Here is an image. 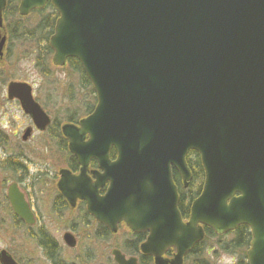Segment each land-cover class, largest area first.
<instances>
[{
  "label": "water",
  "instance_id": "1",
  "mask_svg": "<svg viewBox=\"0 0 264 264\" xmlns=\"http://www.w3.org/2000/svg\"><path fill=\"white\" fill-rule=\"evenodd\" d=\"M7 1L0 0V29ZM48 2L59 12L49 40L53 64L78 59L98 99L79 127H63L82 166L78 176L62 171L63 194L85 199L113 233L121 222L148 232L140 250L154 264H184L204 226L222 235L240 225L252 235L248 263L264 264V0H21L19 14ZM8 96L38 128L49 124L30 84L10 82ZM191 150L205 181L184 220L173 170L187 187ZM91 159L102 170L95 185L86 174ZM9 199L32 222L16 184ZM64 241L77 245L69 232ZM111 253L117 264H139L118 248ZM0 263L18 264L6 250Z\"/></svg>",
  "mask_w": 264,
  "mask_h": 264
},
{
  "label": "flooded vegetation",
  "instance_id": "2",
  "mask_svg": "<svg viewBox=\"0 0 264 264\" xmlns=\"http://www.w3.org/2000/svg\"><path fill=\"white\" fill-rule=\"evenodd\" d=\"M6 8L3 13V28L0 29V39L2 36H5L6 39L0 60L6 57V52L9 49V33H14V31H9L10 25H7L6 22L8 13L14 15V10L11 13H5ZM2 82H0L2 83L0 86V99L5 105L10 103L18 105L25 117V122L19 125L16 118L11 119L10 116V120L6 122L5 126H0V228H8L10 225L15 227L23 238L22 242L24 240L25 243H7L6 246L0 247V252L6 250L18 264H56L57 259L63 263H68L64 252L66 250H76L78 244L81 243V236L86 231L89 234L94 231L92 235L104 239L111 234L118 233L120 227H125L128 231V237L123 241L129 239L132 234H137L133 233L124 222L118 225L116 233L111 232L105 224L89 213L85 199L76 198L75 201H71L59 187L62 171H68L75 176L81 173L82 166L69 149V141L63 133V127L66 124L79 126V121L94 110L97 99L93 88L92 92L95 98L87 106V109L85 108L84 115L81 116L74 108L66 112L67 118L63 120L60 113H53L47 104L40 101V98L35 95L34 86L31 84L35 100L50 119L49 124L44 129H40L36 126L32 116L24 111L20 100L9 98L8 87L11 81ZM85 89L88 90L84 83L80 81L77 95H80ZM26 132H29L27 137H25ZM85 139H88V136ZM40 145L46 149V152L53 151L55 154L53 157L55 159L59 158L60 163L58 164V161H56L54 164L50 156L47 159H40ZM111 158L115 159L116 154L115 156L111 155ZM97 171L102 172L98 162L91 159L86 171L88 184L95 185L94 172ZM191 183L192 180L188 188L177 185L180 199L182 188L189 191ZM13 184H16L17 189L23 195L28 210L32 214V222H28L15 213L9 199V190ZM108 185L109 183H106L97 188L99 196L106 193ZM235 231L225 235H233ZM67 232L75 237L76 247H70L64 241V235ZM59 233H62L61 239ZM92 235L89 239L93 238ZM122 252L126 254L124 251ZM174 252L175 250L170 248L166 251V256L172 257ZM140 254L149 256L143 254L141 250ZM126 256L131 255L126 254ZM137 258L140 263V258L138 256ZM111 262L114 263L113 257ZM73 264L75 263L73 262Z\"/></svg>",
  "mask_w": 264,
  "mask_h": 264
},
{
  "label": "rangeland",
  "instance_id": "3",
  "mask_svg": "<svg viewBox=\"0 0 264 264\" xmlns=\"http://www.w3.org/2000/svg\"><path fill=\"white\" fill-rule=\"evenodd\" d=\"M13 14L8 13L6 21L7 25H10L9 31H14V33H9V49L6 52V57L0 60V82L18 80L32 84L36 90L35 95L40 98V101L47 104L53 113H60L63 120L67 118L66 112L74 108L83 116L85 108L87 109L93 100L92 92L85 89L80 95H77L80 85L78 75L69 73L65 69L67 65L54 66L52 59L53 66H46L50 74L45 76L40 71L42 68L40 58L37 60L40 47L35 40L38 39V34L36 33L31 39L24 38L23 34L26 26L29 28L35 26L39 19L38 16L32 13L20 16L19 11L17 13L13 11ZM36 63H39L40 67ZM10 116L11 119L16 118L19 125L25 122V117L18 105L14 103L5 105L0 99V126H5L6 122L10 120ZM54 155L53 151L46 152V149L40 145V159H47L50 156L54 164L56 161L59 164L60 159H55ZM93 232L91 234L88 231L83 233L80 239L81 243L78 244L76 250L64 252L68 263L63 264H73V262L75 264H111L112 248L123 244V239L128 237L125 227H120L118 233L111 234L104 239L92 235ZM61 235L62 233L59 235L60 239ZM91 235L93 238L89 239ZM232 237L231 234L223 235L221 238L211 237L205 242L202 248L205 257L211 264H236V256L221 251L218 246V243H226ZM22 239L15 227L10 225L8 228H0V247L6 246L7 243H25L24 240L22 242ZM193 259L194 256L185 261V264H193Z\"/></svg>",
  "mask_w": 264,
  "mask_h": 264
},
{
  "label": "trees",
  "instance_id": "4",
  "mask_svg": "<svg viewBox=\"0 0 264 264\" xmlns=\"http://www.w3.org/2000/svg\"><path fill=\"white\" fill-rule=\"evenodd\" d=\"M18 0H10L8 6L6 8L5 13L12 12L13 10L17 13ZM32 14H36L38 16V21L35 26L29 28L25 27L23 34L24 38L31 39L36 33L38 34L37 42L40 47L39 55L37 60L40 58V62L42 63V68L40 71L48 76L50 72L46 66H53L51 63L53 50L49 45V39L54 32L55 23L58 18V12L53 7V5L49 2L44 9L35 10ZM37 66L40 67L39 63H36ZM69 71V73L77 74L79 77V81L84 83V86L88 88L89 92H92V84L89 78L86 76L82 65L76 58H69L67 61V66L65 68ZM112 156H115V151L113 150L111 153ZM188 165L192 169L193 179L191 183V187L189 191H185L183 188L181 190V199H180V211L184 218H187L189 215V207L190 203L194 198H196L203 187L204 182V169L200 160V156L196 152H191L187 158ZM174 181L179 187H182L181 178L177 172H173ZM206 237L205 239L197 243L192 252L186 257V261L194 256L193 264H211V262L205 257L202 246L205 242L211 237H218L214 231L210 228L205 227ZM108 233V232H107ZM146 233H137L132 234L129 239L123 241V244L116 245V247L121 248L126 254L135 255L140 258V264H153V259L151 256H145L140 254V244L145 240ZM251 241V233L249 227L246 225H240L233 237L230 241L226 243H218V246L221 251L233 254L236 256L237 262L236 264H248L247 261V249L250 246ZM173 251V250H171ZM56 264H63L59 259L56 260ZM111 264H114L113 262Z\"/></svg>",
  "mask_w": 264,
  "mask_h": 264
}]
</instances>
